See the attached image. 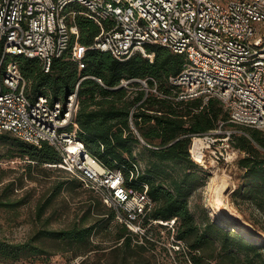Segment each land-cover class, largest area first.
Listing matches in <instances>:
<instances>
[{"label": "built area", "instance_id": "built-area-1", "mask_svg": "<svg viewBox=\"0 0 264 264\" xmlns=\"http://www.w3.org/2000/svg\"><path fill=\"white\" fill-rule=\"evenodd\" d=\"M78 15L99 27L89 45L79 40ZM147 42L184 55L180 71L168 78L176 87L175 99L198 97L206 102L214 97L227 112L219 127L229 122L264 130V0H0V132L9 131L34 144L50 143L59 156L53 165L90 188L113 210V221L124 224L135 241L159 242L166 230L169 249L185 251V242L175 236L176 216L149 217L154 202L147 185L127 184L120 168L101 162L79 137L73 117L78 82L64 97L29 94L28 81L15 59L17 55L36 57L44 71L53 58L66 52L82 67L91 47L119 60L137 51L152 59L145 50ZM151 79L152 85L146 78H122L113 88H141L169 96L159 92ZM135 81L138 86L133 85ZM215 132L211 129L191 137L189 151L194 160L193 138L205 134L210 146L217 138ZM230 134L228 130L218 137L227 147Z\"/></svg>", "mask_w": 264, "mask_h": 264}, {"label": "trees", "instance_id": "trees-1", "mask_svg": "<svg viewBox=\"0 0 264 264\" xmlns=\"http://www.w3.org/2000/svg\"><path fill=\"white\" fill-rule=\"evenodd\" d=\"M76 22L79 40L89 45L99 32L98 25L84 15H78ZM145 50L153 55L152 59L137 51L129 58L119 60L107 51L91 47L85 52L82 67H78L66 52L53 58L48 71L43 70L36 57L17 55L15 59L28 81L29 94L47 93L53 97H64L78 82V105L73 117L79 137L101 162L111 168H120L127 184L138 188L147 185V192L154 202L149 217L166 220L176 216L175 236L185 242L188 260L192 264H264V245L211 220L206 212L202 217L203 224H197L188 205V198L198 185L199 172L204 174L190 154L191 137L214 129L220 119H227V112L214 97L206 102L198 97L175 99L176 87L169 83L168 78L180 71L184 55L158 43H145ZM95 77H99L103 84ZM132 77L146 78L149 85L153 84V78L157 90L169 96L136 88L130 97L126 95V87L113 88L122 78ZM133 84L138 85V82ZM131 109L132 124L129 121ZM237 126L248 134H230L229 141L244 152L237 159V164L245 169L246 179L232 191L231 196L233 200L239 196L241 201L252 203L264 217V153L258 147L264 148V131ZM0 138L17 145L31 163L56 166L53 163L59 161L57 151L47 141L34 144L9 131L0 132ZM131 172L132 178L129 177ZM71 181L74 185L82 184L76 176ZM11 185L9 182L2 187L6 191L5 197L13 190ZM62 185L63 181L59 182L57 190ZM97 198L87 209V214L95 217L91 221L83 219L81 224L69 227L42 228L40 234L57 242L78 243L86 247L102 222L107 223L114 216L113 210ZM49 200L37 206V217H41ZM7 201L1 199L0 204L5 205ZM114 225V240L119 245L130 248L132 243H136L144 247L145 243L133 242L124 224L115 222ZM33 240L11 242L0 238V262L17 261L22 256L47 252L43 245ZM20 261L30 264L35 259L29 257Z\"/></svg>", "mask_w": 264, "mask_h": 264}, {"label": "rangeland", "instance_id": "rangeland-1", "mask_svg": "<svg viewBox=\"0 0 264 264\" xmlns=\"http://www.w3.org/2000/svg\"><path fill=\"white\" fill-rule=\"evenodd\" d=\"M135 90L127 88L126 95L131 97ZM213 130L216 131V140L210 143V146H204V158L197 161L204 174L199 172L198 185L188 198L189 209L197 224H203L202 217L205 212L215 221L216 217L211 213L208 201L219 193L222 199L219 209L227 215L226 220L219 223L235 231L234 226L241 222L247 230L259 231V242L264 245V217L260 211L252 203L241 201L239 196L236 197L237 200H233L231 196L232 191L246 179L245 169L237 164V159L244 152L231 143L227 147L225 142L218 138L223 137L228 130L231 134L248 133L237 125L227 124L221 127L217 125ZM200 136L204 138L205 134ZM207 143L205 139V144ZM258 147L264 153V148ZM22 154L17 145L0 138V200L8 199L5 205L0 204V238L11 242L35 239L33 241L43 245L47 251L35 256H22L21 259L32 257L36 263L54 260L56 264H192L188 260L187 248L179 252L169 249L171 239L166 230L160 234L159 242H147L143 248L136 243H132L130 248L119 245V242L114 240L116 227L113 220L107 223L103 221L91 235L86 247L78 243L57 242L40 234L42 228H64L81 224L83 219L91 221L93 216L87 214V209L94 205L93 201L98 198L90 188L82 184L74 185L71 181L74 176L70 172L47 163H31L30 159ZM231 155L232 157H229ZM214 173H225L228 176V184L221 193L209 189L210 182H215V179H212ZM62 181L63 185L57 190V184ZM9 182H12L13 190L5 197L6 191L2 187ZM48 198V206L41 217H37V206ZM177 225L175 222L176 230ZM21 259L0 264H24Z\"/></svg>", "mask_w": 264, "mask_h": 264}, {"label": "bare ground", "instance_id": "bare-ground-1", "mask_svg": "<svg viewBox=\"0 0 264 264\" xmlns=\"http://www.w3.org/2000/svg\"><path fill=\"white\" fill-rule=\"evenodd\" d=\"M208 146L205 144V140L201 136H195L193 138V144H192V151L194 154V157L198 161H202L204 158V153L202 151V147ZM229 157H232L229 156ZM216 171V170H215ZM222 174V173H221ZM218 175L217 173H214V176L212 179H215V182H210V191L214 192H220L223 189L226 188L228 184V176L224 173L222 175ZM221 193V192H220ZM216 194V193H215ZM213 195V194H212ZM222 202V199L220 197V194L218 193L216 196H212V198L208 201V206L211 211L216 217V222H223L226 220L225 214L219 209V203ZM234 230L241 233L244 237H246L248 240H255V241H261L260 232L257 230H247V228L244 227V224L240 222V224L234 226Z\"/></svg>", "mask_w": 264, "mask_h": 264}, {"label": "water", "instance_id": "water-1", "mask_svg": "<svg viewBox=\"0 0 264 264\" xmlns=\"http://www.w3.org/2000/svg\"><path fill=\"white\" fill-rule=\"evenodd\" d=\"M66 95H67V93H66Z\"/></svg>", "mask_w": 264, "mask_h": 264}]
</instances>
